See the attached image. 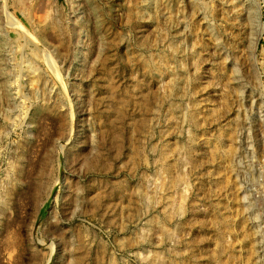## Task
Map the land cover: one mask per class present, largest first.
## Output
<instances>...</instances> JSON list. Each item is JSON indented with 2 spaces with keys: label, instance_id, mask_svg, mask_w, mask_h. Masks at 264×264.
Returning a JSON list of instances; mask_svg holds the SVG:
<instances>
[{
  "label": "rangeland",
  "instance_id": "obj_1",
  "mask_svg": "<svg viewBox=\"0 0 264 264\" xmlns=\"http://www.w3.org/2000/svg\"><path fill=\"white\" fill-rule=\"evenodd\" d=\"M0 264H264V0H0Z\"/></svg>",
  "mask_w": 264,
  "mask_h": 264
},
{
  "label": "bare ground",
  "instance_id": "obj_2",
  "mask_svg": "<svg viewBox=\"0 0 264 264\" xmlns=\"http://www.w3.org/2000/svg\"><path fill=\"white\" fill-rule=\"evenodd\" d=\"M6 14L7 20L10 22V24L14 27H21L20 24L17 22V20L13 17L12 14ZM263 203V201H262ZM246 247H248L247 251L245 252V254L243 255V259L246 260L247 262H249L251 260V257L253 255L252 253V246L250 245V243L246 244Z\"/></svg>",
  "mask_w": 264,
  "mask_h": 264
}]
</instances>
